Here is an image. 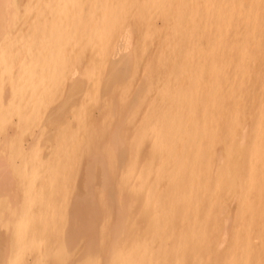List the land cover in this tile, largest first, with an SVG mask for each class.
I'll return each mask as SVG.
<instances>
[{
  "label": "bare ground",
  "instance_id": "6f19581e",
  "mask_svg": "<svg viewBox=\"0 0 264 264\" xmlns=\"http://www.w3.org/2000/svg\"><path fill=\"white\" fill-rule=\"evenodd\" d=\"M5 2L0 264H264V0Z\"/></svg>",
  "mask_w": 264,
  "mask_h": 264
},
{
  "label": "rangeland",
  "instance_id": "374dc122",
  "mask_svg": "<svg viewBox=\"0 0 264 264\" xmlns=\"http://www.w3.org/2000/svg\"><path fill=\"white\" fill-rule=\"evenodd\" d=\"M5 1H6V0H5ZM23 1L25 2V0H19V1H18V0H13V1H12V0H7V3H8V4L5 2V3H3V4H4L3 6H5V5H9V6L11 5V6H10V7H9V6H6L7 8H4L3 6H1V9L4 8V9L2 10V15L5 14V13H7V10H9L10 8H11L10 10H12L13 8H15V9L18 10V12H19L18 15L20 16V17H19V20H20L19 25H20V26H18V27H21V28H22V29L19 28L20 30L17 29V32H18V33L26 32V29H27V25L25 24L26 22H25L24 20L26 19L25 16L28 17V14H26V6H25V3L23 4ZM3 2H4V1H3ZM9 2H10V3H9ZM11 2H12V3H11ZM20 3H21V4H20ZM12 4H14V5L12 6ZM18 5H19V6H18ZM8 7H9V8H8ZM0 13H1V11H0ZM2 18H3V17H1V19H2ZM25 26H26V27H25ZM23 27H24V28H23ZM24 30H25V31H24ZM21 53H22V52H21ZM22 55H23V54H22ZM58 99H59V98H58ZM57 103H58V102H56L55 100H54V101H51L49 104L46 103V105H48L47 107H45L44 104H43L42 108L40 109V110H41V114H44V112L47 113L48 111H50L49 109H50L51 107H52L51 109H53V106H54V105H57ZM50 104H51V106H50ZM43 107H44V109H43ZM54 107H55V106H54ZM46 108H48V109H46ZM45 110H46V111H45ZM14 113H15V112H14ZM41 114H40V115H41ZM13 116H15L16 118L13 117ZM17 116H18V115H17ZM17 116L14 115V114H13V115L11 114V115H10V117H11L10 120H11L12 122H11L10 120H9L10 122L7 120L6 123H7L8 125H6V123H1V121H0V123H1V126H0V135H1V136H0V140H1V141H0V142H1V143H0V151H1L3 154L7 153V152H6L7 150H6V151H5V150H2V148H1L2 145H1V144H3L4 141H6V142L3 144V146H5V145H9V144H11V141H13V140H11V139H13V138L15 137V136H14V137H12V136L15 135L14 132H15L16 127H17L16 125H17V123H19V121H17V120L19 119V117H17ZM42 117H43V116L41 115V116L39 117V119H37L38 121L35 122V124H33V126H34V125L37 126V128L35 127L36 129L33 128L34 131H33V129H32V130L29 132V134L26 135V133H28V132H26L25 130H23V132L25 131V133L22 132V133H23V134H22L23 136H22V135H21V136L23 137V139H22V137H21V140H24V141H26V142H24V141L21 142V141H20L22 144L25 145V144H27L30 140H32V137H31L32 135L30 136L31 138L29 137V135H30V133L32 134L33 132H34V133H33L34 135H37V137H36V141H38L37 138H38V136H39L40 125L42 124L41 120L43 121V118H42ZM17 118H18V119H17ZM13 120H14V121L16 120L17 123H16V121L14 122ZM39 121H40L41 123H40ZM10 123H11V124H10ZM39 123H40V124H39ZM3 124H4V127H5L6 130H5V129H2V128H3ZM5 125H6V126H5ZM9 125H10V126H9ZM11 126H12V127H11ZM8 127H10V128H8ZM14 127H15V128H14ZM2 130H3L4 133H1ZM37 130H38V131H37ZM10 131H11V132H10ZM32 131H33V132H32ZM12 132H13V133H12ZM35 132H36V133H35ZM37 133H38V134H37ZM9 134H10V135H9ZM24 134L26 135V137L28 136L27 139H25L26 137H24V136H25ZM40 135H41V134H40ZM6 137H7V139H6ZM2 139H3V140H2ZM8 139H9V140H8ZM28 139H29V140H28ZM41 139H43V136H42ZM10 140H11V141H10ZM27 140H28V141H27ZM2 141H3V142H2ZM41 141H42V140H41ZM41 141H40V142H41ZM38 143H39V141H38ZM5 147H6V146H5ZM7 147H8V146H7ZM3 149H4V147H3ZM4 151H5V153H4ZM0 154H1V153H0ZM1 197H2V196H1ZM3 197H6V198H7V196H5V195H3ZM3 229H4V226H3Z\"/></svg>",
  "mask_w": 264,
  "mask_h": 264
}]
</instances>
